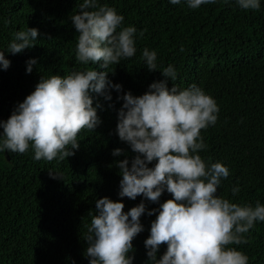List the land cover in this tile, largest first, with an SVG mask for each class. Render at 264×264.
Masks as SVG:
<instances>
[{
    "label": "trees",
    "instance_id": "trees-1",
    "mask_svg": "<svg viewBox=\"0 0 264 264\" xmlns=\"http://www.w3.org/2000/svg\"><path fill=\"white\" fill-rule=\"evenodd\" d=\"M124 15L123 26L137 28L136 55L109 68L81 65L76 60L78 33L71 15L82 0H0V50L11 61L0 68V121L7 120L19 102L35 90L42 76L66 75L85 67L107 72L121 92L111 90L112 100L92 93L100 125L81 130L80 148L63 161L34 160V151L0 153V264H89L85 256L87 225L96 201L108 197L130 210L143 199L119 197L122 179L117 162L136 155L116 132L118 96L131 91L144 94L162 73L149 71L142 60L148 47L158 53L160 68L172 64L179 88L195 83L215 98L219 113L215 125L201 130L207 148L205 161L224 163L230 175L218 195L235 203H264V0L259 10H245L235 0L204 4L190 9L185 2L169 0H100ZM37 28L36 45L15 55L7 46L16 31ZM143 31V36L140 32ZM183 46L184 51H180ZM37 59L31 73L27 61ZM111 105V106H110ZM3 129H0L2 132ZM122 149L120 156L113 150ZM151 166V165H150ZM49 171L62 174L53 179ZM239 186L238 194L232 188ZM172 198L165 191L160 202ZM148 209L159 205L145 201ZM158 214V213H157ZM156 214L141 217L144 231L133 240V264H146L144 241ZM247 244L231 245L249 257V264H264V222L244 234ZM166 250L162 244L158 258Z\"/></svg>",
    "mask_w": 264,
    "mask_h": 264
},
{
    "label": "clouds",
    "instance_id": "clouds-1",
    "mask_svg": "<svg viewBox=\"0 0 264 264\" xmlns=\"http://www.w3.org/2000/svg\"><path fill=\"white\" fill-rule=\"evenodd\" d=\"M190 9L218 0H183ZM229 3L230 0H223ZM181 4L182 0H169ZM245 10H259L261 0H235ZM79 11L71 15L78 33L75 56L81 65L100 64L109 68L136 55L137 28L123 26L125 17L114 6L100 0H82ZM37 28L18 30L7 46L15 55L36 45ZM143 36V31L140 32ZM180 51H184L181 46ZM142 60L149 71L159 70L164 79L149 85L148 91L135 96L128 91L118 100L116 132L136 153L129 160L118 161L119 197L143 199L128 211L125 204L108 197L96 201L95 213L87 225L85 256L89 264H133L134 238L144 231L141 217L156 214L150 235L144 241L146 264H249V257L231 245L247 244L244 235L264 222V203H235L218 195L222 181L230 175L222 162L205 161L199 154L207 148L202 129L216 124L219 106L211 95L193 83L179 88L175 81L177 69L169 64L160 68L158 53L148 47L142 50ZM11 61L0 50V68L7 70ZM37 64L27 61L28 73ZM121 92L107 72L85 67L66 75L42 76L31 94L17 104L7 120L0 121V153L23 154L31 149L34 160L63 161L80 148L81 130L94 131L102 122L93 106L92 93L111 101V90ZM111 106V105H110ZM122 149L113 150L120 156ZM151 165V166H150ZM53 179L62 174L49 171ZM167 191L172 198L160 202ZM239 186L233 187V195ZM145 201L158 208L148 209ZM158 213V214H157ZM166 250L158 258L161 245Z\"/></svg>",
    "mask_w": 264,
    "mask_h": 264
}]
</instances>
